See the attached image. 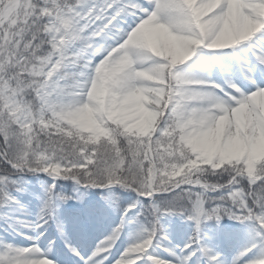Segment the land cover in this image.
<instances>
[{
  "label": "snow or ice",
  "instance_id": "snow-or-ice-1",
  "mask_svg": "<svg viewBox=\"0 0 264 264\" xmlns=\"http://www.w3.org/2000/svg\"><path fill=\"white\" fill-rule=\"evenodd\" d=\"M0 264H264V0H0Z\"/></svg>",
  "mask_w": 264,
  "mask_h": 264
}]
</instances>
